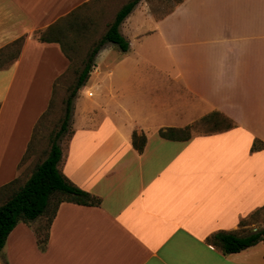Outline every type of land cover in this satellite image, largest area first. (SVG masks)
Masks as SVG:
<instances>
[{
    "label": "crops",
    "instance_id": "1",
    "mask_svg": "<svg viewBox=\"0 0 264 264\" xmlns=\"http://www.w3.org/2000/svg\"><path fill=\"white\" fill-rule=\"evenodd\" d=\"M92 2L0 0V50L25 38L0 68V189L34 169L36 126L69 66L60 46L37 34ZM153 19L135 36L159 38L168 64H152L142 45L131 51L129 43L109 66L95 62L74 99L58 168L99 204L61 202L48 228L44 216L18 222L0 264H264V242L223 254L207 241L260 229L253 220L264 212V0H181ZM212 114L232 126L186 140L158 134L191 130ZM134 131L146 138L141 153Z\"/></svg>",
    "mask_w": 264,
    "mask_h": 264
},
{
    "label": "trees",
    "instance_id": "2",
    "mask_svg": "<svg viewBox=\"0 0 264 264\" xmlns=\"http://www.w3.org/2000/svg\"><path fill=\"white\" fill-rule=\"evenodd\" d=\"M140 1L128 0L123 4L116 12L113 21L107 26L106 31L92 43L89 52L86 54L83 67L77 73L76 80L70 87L69 95L64 101L65 109L60 128L51 139L50 147L44 160L34 167L30 176L21 186H16L14 181L0 189V195L2 193L0 197V251L4 247L7 236L18 222L27 223L44 216L47 218L46 227L48 228L61 202L85 206L99 204V199L70 183L58 168L62 156L58 141L63 133L68 130L74 99L77 96V92L85 86L89 79L99 51L107 43L113 44L123 53L128 51L129 42L122 35L120 27ZM89 5L86 4L83 7ZM81 8L71 11L68 15L50 25L45 31L37 34L39 42L57 43L60 46L62 53L69 62L68 69L72 67L75 61L73 53L78 46L77 36H81L80 39L88 41L97 32L98 28V24L90 21L89 15L79 14ZM79 16H81V20H79ZM71 31L76 33V37L71 41H67V32ZM24 41L25 38L21 37L0 50V68L19 56ZM216 117L220 116L209 115L198 124L215 123L216 120L214 118ZM220 118L227 123L225 129L232 126L230 121ZM189 130V127L184 130L167 128L159 130L158 134L168 140H178L180 138L186 140L190 136ZM131 141L133 148L141 153L146 142L145 136L134 131ZM256 148L258 146L254 144L252 150ZM243 232V229L235 232L221 231L212 234L207 241L212 246L220 249L223 254L238 253L260 242H264V227L256 231H250L248 234H243Z\"/></svg>",
    "mask_w": 264,
    "mask_h": 264
},
{
    "label": "rangeland",
    "instance_id": "3",
    "mask_svg": "<svg viewBox=\"0 0 264 264\" xmlns=\"http://www.w3.org/2000/svg\"><path fill=\"white\" fill-rule=\"evenodd\" d=\"M127 1L128 0H94V2L90 3L89 6L81 8L79 12L80 15L81 13L86 16L89 15L90 21L98 24L97 32L91 36L88 41L80 39L81 36H77L78 46L73 53L75 61L72 67H70L56 80L52 100L50 101L48 110L45 112L40 121H38L36 126L35 134L38 135V139H40L39 149L41 155L38 156L39 154H36L37 156L33 164L34 166L45 158L50 147V141L60 128L65 109L64 101L69 95L70 87L76 80L77 73L83 67L86 54L89 52L92 43L106 31L107 26L113 21L118 9ZM178 1L179 0H141L138 3V6L140 5L139 8H136L132 12L121 27L122 34L130 43L131 51L136 49L140 50L139 47L142 45L141 49L145 52H149L147 54V60L152 62V64L160 65L164 62L168 64L167 59L163 57L165 53L161 52L164 48L161 46V40L159 38L156 39L155 35L136 37L135 34H142L151 30L155 25L153 18H160L169 13ZM79 20H81V16H79ZM75 34L76 33H73V31L67 32V41L73 40L76 37ZM107 45L109 47H106ZM104 47L106 48L103 49L99 59L98 55L95 58V62L98 67L109 66L110 62L114 59V54L119 52V50H117L116 47L113 48V45L111 44H106ZM112 49H115L114 52H112ZM80 95L81 98L76 103V115L78 114V116L83 108L82 93H80ZM103 99L104 98L98 101L103 103ZM26 102L29 103L28 97H26ZM71 119L67 132L63 133L58 141L60 147H62V144L66 143L68 140L71 131ZM214 119L216 120L215 123L210 122L206 125L196 123L193 127H191V130H189V134H206L225 129L227 124L225 121H223L220 117H216ZM32 171L33 169L30 168L28 170H23L22 177L19 178L17 186H21L30 176ZM43 220L47 223V220ZM254 221L256 222L255 225L257 227L261 228V226H264V212L257 216L253 222Z\"/></svg>",
    "mask_w": 264,
    "mask_h": 264
}]
</instances>
